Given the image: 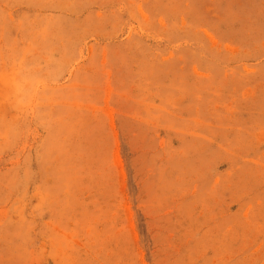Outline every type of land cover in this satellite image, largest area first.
Listing matches in <instances>:
<instances>
[{"label": "rangeland", "instance_id": "obj_1", "mask_svg": "<svg viewBox=\"0 0 264 264\" xmlns=\"http://www.w3.org/2000/svg\"><path fill=\"white\" fill-rule=\"evenodd\" d=\"M0 264H264V0H0Z\"/></svg>", "mask_w": 264, "mask_h": 264}]
</instances>
